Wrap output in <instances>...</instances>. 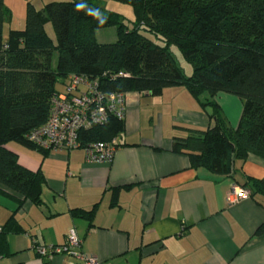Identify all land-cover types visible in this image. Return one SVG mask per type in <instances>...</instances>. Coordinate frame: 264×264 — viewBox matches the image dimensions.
<instances>
[{
	"label": "trees",
	"instance_id": "trees-1",
	"mask_svg": "<svg viewBox=\"0 0 264 264\" xmlns=\"http://www.w3.org/2000/svg\"><path fill=\"white\" fill-rule=\"evenodd\" d=\"M115 1L135 9L131 30L116 13L99 14L90 0H61L39 9L28 2L24 26L9 29L4 37L8 9L0 0V193L15 197L19 208L25 201L40 204L45 179L40 171L22 166L6 145L20 144L44 156L52 150L34 144L28 134L47 121L51 101L61 93L58 79L69 82L71 75L96 81L101 91L125 95H159L167 87H185L213 120L205 129L180 126L187 134L172 138V151L186 155L191 167L229 175L250 155L264 159V0ZM109 27L116 30V41L98 43L96 31ZM171 46L190 64V75L177 65ZM220 92L242 104L236 127L214 100ZM202 95H207L203 101ZM123 120L111 117L81 130L78 139L84 145L117 137L118 146ZM243 187L251 195H264V177L249 178ZM118 191L112 189V204ZM71 214L90 216L91 211L74 209ZM257 234H264V222Z\"/></svg>",
	"mask_w": 264,
	"mask_h": 264
},
{
	"label": "crops",
	"instance_id": "crops-1",
	"mask_svg": "<svg viewBox=\"0 0 264 264\" xmlns=\"http://www.w3.org/2000/svg\"><path fill=\"white\" fill-rule=\"evenodd\" d=\"M214 100L236 127L240 100L224 92ZM212 121L200 100L177 85L159 95L126 93L110 162H87L82 148L44 156L8 143L18 162L45 181L37 205L25 201L19 208L15 197L0 193V264H76L72 255L48 259L31 249L32 239L64 244L70 229L79 250L99 264H264V234H257L264 195L227 200L233 186L264 177V159L250 155L234 174L217 175L191 167L186 155L171 149L174 136L187 134L180 126L205 129ZM74 209L91 214L73 216Z\"/></svg>",
	"mask_w": 264,
	"mask_h": 264
},
{
	"label": "built area",
	"instance_id": "built-area-1",
	"mask_svg": "<svg viewBox=\"0 0 264 264\" xmlns=\"http://www.w3.org/2000/svg\"><path fill=\"white\" fill-rule=\"evenodd\" d=\"M124 116L125 93L104 92L98 89L96 81L71 75L64 92L58 93L52 99L47 121L32 130L28 134V140L53 150L82 148L87 162H110L117 148V137L106 142L97 141L82 145L78 133L94 125L105 124L111 117L122 120ZM248 197V189L235 185L230 189L227 200L234 203ZM80 245L81 241L75 230L70 229L64 244H43L32 239L31 249L38 256L48 259L55 255L69 254L78 260L76 264H99L96 257L81 252Z\"/></svg>",
	"mask_w": 264,
	"mask_h": 264
},
{
	"label": "rangeland",
	"instance_id": "rangeland-1",
	"mask_svg": "<svg viewBox=\"0 0 264 264\" xmlns=\"http://www.w3.org/2000/svg\"><path fill=\"white\" fill-rule=\"evenodd\" d=\"M49 1H61V0H4V4L8 9V16L4 22L3 34L4 37L11 28H22L24 26V18L26 13L27 3L30 2L36 9H39L44 3ZM95 4L99 14L105 15L110 12L116 13L119 16L120 22L127 30H131L137 22V13L135 9L126 3H122L115 0H90ZM46 32L50 38L54 41V34L50 24L46 25ZM98 43H112L117 39L116 30L113 27L103 28L96 31L95 35ZM158 44H162L157 41ZM172 56L174 57L177 65L184 71L186 75H190L192 72L190 64L182 57L180 52L175 46L170 47ZM57 58V53H54V62ZM67 78H60L56 83V90L58 92L64 91V84L67 83ZM207 96V95H205ZM236 97V96H234Z\"/></svg>",
	"mask_w": 264,
	"mask_h": 264
}]
</instances>
